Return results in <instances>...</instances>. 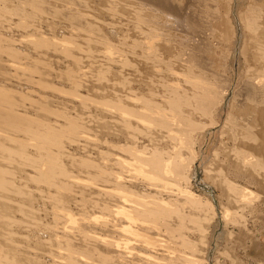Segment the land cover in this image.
Listing matches in <instances>:
<instances>
[{"label":"rangeland","instance_id":"obj_1","mask_svg":"<svg viewBox=\"0 0 264 264\" xmlns=\"http://www.w3.org/2000/svg\"><path fill=\"white\" fill-rule=\"evenodd\" d=\"M34 1L0 0V89L6 88L12 93V97L17 102V114L27 116L41 129L44 128L43 130L47 132L51 141L45 140L41 142L28 139L24 133H17L16 131L14 134L11 129L0 125V131L4 132L3 134L18 135V138L16 137L18 141H4L7 146L12 148L10 152L4 153L0 151V166L11 173L7 174L8 178L11 177L8 184L10 189L4 190L0 188L3 190H0V212L3 216L6 211L7 214L5 215L7 218L13 219L9 220V222L5 220V223L0 219V233H2L0 234V258L2 257L1 259L3 260L6 256H9L11 261L14 260V264H65V262L68 263L70 260H73L74 264H137V262L138 264H146L142 262V260L144 261L143 254L144 256H149L146 254L145 244L143 242L140 243V246L137 245V247L139 246L138 248L134 246L137 243L139 244V242L135 240L136 235H134L135 238L132 237L133 232L127 231L128 235L132 233L129 235L132 241L134 239V244L132 241L129 242L133 251L131 255L132 251L126 250L128 247L123 244L124 242H121L119 246L121 244L124 245V248H126L125 252L124 249L119 250V246L116 245L119 240H124L122 237L128 238L124 232L126 231L125 229L130 228L129 226L132 223L134 227L137 226L135 227L136 230L139 227L143 230L144 228L142 229V227L146 226L141 225L138 227V225L146 224V222L138 220V222L131 221L130 223L129 220L122 216L120 217V215L130 213L132 216H137L140 211H143L145 215L144 213H141V215H143V218H147V223L150 227L152 224L149 222L152 219L153 221L156 219H154L155 216L146 213V210L160 212L164 208L161 203L168 207H173L172 203L177 205L176 202L178 200L182 201V207H184V204L187 207V201L183 197L187 199V197L191 196L201 200L204 205L208 203V200L214 201L217 206L218 217L217 221L213 222V225L211 223L212 226L207 224L211 220L212 214H207L208 210H206L202 212L200 219L193 218L194 224L189 226L187 223L185 225L190 230H186L183 237L188 242L194 241L195 245L201 243L203 235L206 234L205 232L209 234V236L206 234L207 239L211 243L208 256L203 252L204 248L201 244L193 247V249L187 246H177L183 255L189 256L190 260L193 259L194 264H264V186L249 185L241 182V185L250 186L248 189L249 195L243 196L242 203L245 202L244 204L241 203L242 205L238 204V206L229 207L231 209L225 217L223 207L225 201L221 200L226 199L224 189L222 186H215L210 183L207 180L205 171L206 167H208V171H213V162H211L213 160H218L213 166L216 171L225 169L226 163H234L233 156L222 150V146L226 147V149L233 146L232 142L228 136H224V138L221 133L231 106L234 103L233 90L226 97V102L221 111L220 125L216 127L207 126L209 129L206 128L207 136H204L205 139L198 136L189 150L186 152L182 151L183 153L185 152L184 155L180 151L181 154L179 155H183L182 159L187 160V164L183 160L185 167L190 165L195 159L197 160V163L193 165L195 173L192 180L187 177L188 168H186V171L184 170L185 172L180 171L182 176L178 177V179L168 178L166 172H156L157 170L154 172V168L153 170L146 169L148 173L150 171L154 173L152 172L153 175L147 173L149 177L148 175L145 176V168L152 167L146 163L145 165L148 167L144 168V164L142 163V165L139 162L141 159L144 162L150 161L147 159L151 158V153L153 154L154 152L155 155L156 148L164 151V156H162L164 160H167L171 154L173 155L174 150L177 149V147L174 149V146H176L173 145L175 144L174 141L168 139V132L160 130L161 127L157 121V123L152 121L154 119L151 115L158 114L159 108L162 109L164 107L165 103L162 98L165 96V100L167 99L166 90L168 87L172 88L176 84L181 90L185 91L183 88L191 89L188 87L189 84L182 80L184 76L176 77L177 79L173 78L163 67L164 63L162 66L160 64L153 65V62L159 59L154 58L151 63L144 58L146 57L145 55H148L146 54L147 51H145L148 46L153 41L155 44L153 45L156 46L159 38H161L156 33H165L167 36L171 35L172 37L176 36V32H178L176 26H170V22L173 20L172 17L165 16L163 13L160 15L148 11L145 13V11L140 9V3L136 0L135 2L134 0ZM244 2L243 0L242 10L246 8V2ZM238 8L240 7L238 6L235 11V23L236 25L238 24L239 39L237 41L236 57L232 62L237 73L245 69L242 64L244 61L243 49L245 48V51L251 52L253 48L249 40L247 46H245V37L248 38L245 32H243V38L241 37L243 27L240 19L237 18V14L242 10ZM149 18L152 20H149ZM220 19H218V22ZM217 24L216 41L214 42L216 46H213V54L210 57L215 62L220 61L219 57L222 54V50L230 49L229 42L232 36V31L227 23L219 22ZM224 31H228V36L225 39L222 38ZM153 34L154 36L150 40L148 36ZM148 51L151 50L148 49ZM148 66L150 67L148 68ZM182 68L180 72L183 74L184 69ZM217 69H220V66ZM177 70L179 71V66H177ZM163 71H167L168 73L166 74L170 76L163 74ZM167 77H170V80ZM185 78L189 80L188 77ZM238 80L239 78L237 79V86L239 85ZM165 86L167 88H164ZM220 90L221 87L218 88V91ZM142 98L145 99V104H147L145 101H149L148 103L153 105L156 104V106L154 105L155 108L153 107L154 109H149L151 113L153 112L151 115L149 111L145 110L147 112L146 115L149 116L144 114L145 111L138 110L142 106V110L149 107L148 104L144 107L145 104ZM158 101L160 102L159 105H157ZM136 106L140 115L144 116L142 120L134 119L128 115L130 111H124L126 108L135 111ZM1 108L4 111L7 110L6 107L0 105ZM153 110L158 111L156 113ZM240 113L245 118L249 111L244 109ZM256 116L254 124L256 129L253 133L257 142L251 146V151L255 152L259 157L260 155L262 156L260 159L263 165L264 107L256 113ZM124 117L127 120L130 118V121H126ZM145 117L148 120L144 119ZM72 121L77 126L75 127L76 130L65 133L68 124L72 123ZM126 122H128L127 124L131 123V126L128 127ZM155 127L159 128V130ZM158 136L162 139L164 138V140H161ZM19 144L24 145L25 155L18 156L17 153L14 154L16 147L20 146ZM165 147H167V150H164ZM162 151L160 153L157 151V153L161 155ZM135 153L137 154V159ZM215 153H219L217 158ZM196 156H199L198 158L200 159L196 158ZM138 157L141 159H138ZM84 162L88 163L89 167L81 164ZM136 162L139 163V165L137 164L138 167L141 165V168H139L141 171L136 169L138 168L135 165ZM180 162L183 164L181 160ZM50 164L55 165L53 167L56 168L60 167L59 172L61 170L67 171L68 174L66 176L60 173L57 179L60 184L66 186L64 189L57 185L53 186L50 182L39 180L40 175H43L44 172L48 173L47 169L49 167L47 166H50ZM133 166H136V168ZM223 172L225 173V170ZM150 179L151 182L149 183ZM212 179L216 180L217 176L214 174ZM119 180L123 186L119 183ZM151 184H153V187ZM119 185L123 189L120 187L119 190ZM145 185L148 186L146 187ZM129 191L131 195L134 196L135 194L134 197L137 196L138 198L131 201ZM18 193L22 194L18 195ZM119 196H122V198ZM131 198L133 197L131 196ZM170 198L174 199V201ZM136 200L137 203L142 201V204L139 205L140 208L134 203ZM153 200L157 201V203ZM166 201H169L167 202L169 205ZM131 204L137 206L134 208ZM97 205L100 207H97ZM159 205L161 206L158 207ZM130 206L134 208L132 211L136 208H139L140 211L137 210L136 213L129 211ZM206 207L209 208L208 206ZM242 207H245L244 209L246 210L242 211ZM126 209L129 210L126 211ZM204 213L206 217L203 215ZM116 215L119 216L117 217ZM199 216H201V213ZM205 219L207 221L205 223L202 222ZM156 223L153 224L156 227L153 229L155 233L152 232L154 238L158 233V229H161L159 227L160 224ZM120 225H122V228ZM125 225H128V227L126 228ZM206 227H209V229ZM119 229L121 231H118ZM131 230L135 229L132 228ZM164 232L165 230L162 229L158 233L157 238L162 237ZM82 233H87L91 239L81 238ZM148 233L151 234V231H148ZM137 236L140 237L139 235ZM130 237L126 239L129 241L131 240ZM153 237L148 242H153L154 240L155 243L158 241L153 239ZM126 239L125 244L128 243ZM86 240L88 241L87 243ZM159 240L162 241V238H159ZM161 241L160 243L159 241L158 243L156 242V245L152 244L154 247L159 244V248ZM39 242L42 244H38ZM69 243L72 250L67 245ZM127 245L129 246V244ZM132 247L137 249L134 248V251ZM141 247L144 248L140 250ZM156 247L155 249H157ZM89 248L94 252L88 253ZM158 250L160 248L153 252V257H151V254L150 258L152 260L150 261L154 262V257L158 259L163 257L161 250ZM70 252L73 256L69 254ZM139 252L142 254L141 256L138 255ZM157 252L160 253H158L159 256ZM155 253L157 256L154 255ZM1 254L4 255L1 256ZM117 254L120 256L118 255L117 257ZM67 255L72 257L69 259ZM86 255L88 257H85ZM201 255H203V258ZM16 257L21 261L19 259L16 260ZM108 257L109 259L112 257V260H109ZM162 259L160 258L159 260L164 264ZM159 260L157 261L159 262Z\"/></svg>","mask_w":264,"mask_h":264},{"label":"bare ground","instance_id":"obj_2","mask_svg":"<svg viewBox=\"0 0 264 264\" xmlns=\"http://www.w3.org/2000/svg\"><path fill=\"white\" fill-rule=\"evenodd\" d=\"M136 1L140 3L139 4L140 5V9L145 11V13L147 11L151 12V13H158L159 15L161 13H163L165 16L172 17L173 20L170 22V26L171 25L172 26H176L177 31H178V32H176V36L175 37H172L171 35L167 36L165 33H161V34L156 33V35L158 37H161V38H159V42H158V44L156 46H154L155 45L154 41L152 42V44L150 43L152 45V47H151V45H149V46L147 45L148 49H150L151 51H148V49L145 50V51H147L146 54H148V55H145L146 57H144V58L147 59L148 62L150 61L151 63H152V59H154V58L159 59L158 61L153 62L154 63L153 65H159L160 64L162 66L163 63H164L163 67L165 68V70H167L169 72V74L173 78H176V77L179 78L181 75L184 76L182 78V80H185L186 83L189 84V86L188 85L187 86L191 88L190 90H188V88L187 89L183 88V89H185V91H184V90H181L180 88H178L176 86V84H175V86L172 85V86H174L172 88H169V87L167 88V86H165L164 88H167V90L165 89L166 90V98L167 99L165 100V98H164L165 96L163 97L164 99L161 97L162 101L165 103V105H164V107L162 109L159 108V111L158 110H155V111L153 110L154 112H156V111L159 112L156 115H153L152 114L153 112L151 113L149 111V109H151L153 107L155 108L156 104H154L155 105L154 106L153 104L148 103L149 101H145L150 108L146 107L147 104L144 103L145 99L142 98L143 99V103L145 104L144 107H146V108H144V110H142L141 109V108H143V106H142L138 110H140V111H145V110L149 111L150 112L149 114L150 115L152 114L151 116L154 119L152 121H155V122L157 121L158 122L159 126L161 127L160 130H162V132L163 131L164 132H168V135H169L168 139L169 140L171 139L172 141H174L175 144H173V145H176V146H174V149L176 147H177V149L174 150L173 155L169 154L170 155L169 157L167 155V157H168L167 160H164V158L162 157V156H164V153H163L164 151L159 150L160 148H156L155 149L156 150L155 155H154V152H153V154L151 153V156H150L151 158L154 157L153 159L148 157L149 159H147V160H150V161L144 162L143 159L138 157V159L139 158L141 159L139 162H141L140 164L143 163L144 165L147 163L148 166L152 167V168H145L147 165L144 166L142 164L143 167L145 168V170L146 169L147 170L148 169H152L153 170V168H154V172H155V170H157L156 172H158V171H162L164 173L166 172V175L168 176V178H171V179H178V177L182 176L180 171H184V170L186 171V168H188L187 177L192 180L193 177H194V173H195V170L193 169V165H195L197 163V160L195 159L190 165H187V167H185L186 165H184V164H185V162L187 160L182 159V156L184 155V153L187 150H189L191 145L194 144V141L197 140L196 138L198 136L205 139V137L207 136L206 135L207 134V129H209V128H207V126L216 127V126L220 125L221 118H222L221 111L223 110V106H224V104L226 102V97L229 94V92H231V90H233V100H234L233 102L234 103L231 106L230 113L227 116L226 123L224 124L225 126L221 130L222 131L221 133H222L223 137L224 136L225 137L228 136V138H230V140L232 142L233 146H231L229 149L228 148L226 149V147L222 146V150H224L227 153H229L230 156H233L234 163H231V162L230 163H226L225 169H223V170H225V173H224L223 170H217L216 171V169L213 168V166H215V163L218 161V160H213V161H211V162H213L212 163V170L213 171H208V167H206L207 169L205 170L206 171V175H207V180L210 183H212L213 185H215V186H222V188L224 189V196L226 197V199H221V200L225 201V203L223 204V207H224V215L226 217L228 211L231 209L229 207L238 206V204H241L243 202V196L244 195H247V196L249 195L248 189L250 188V186L246 187L244 185H241L240 184L241 182L242 183H247L249 185L254 184L256 186H264V183H263L264 182V162H263V165H262V163H261L262 161L260 159V157L262 158V156L260 155V157H259V155H257L255 152L251 151V146H253L257 142V139L255 138V135L253 133L254 130L256 129L255 126H254L255 121H256L255 118L257 117L256 113H258V111L262 107H264V0H244L246 2V3L244 2L245 6H246V8L244 9L245 11L242 10L243 8H241L244 5L243 4V0H136ZM134 2H135V0H134ZM238 6L242 10L241 12L239 11V13L237 14V18L240 19L241 26L243 27L242 36L241 37L243 38V32H245L246 35L249 38L248 39L247 37H245V39H246V45L245 46H247V42L249 40L251 42V44L253 45V48H252L251 52H249L248 50L245 51V48L243 49L242 55H243V60L244 61H243L242 64L245 66V69L242 70V71H239L237 73L236 69L234 68V65L232 64V62H233V59L236 57V51H237L236 47H237V41L239 39V31H238V27H237L238 24L236 25V23H235L236 22L235 21V17H236L235 16V11H236ZM240 8H238V9H240ZM41 10H43V9H41ZM221 15H222L223 19L222 18L220 19ZM218 19H220L219 22L227 23L228 27H230V29L232 31V36L230 37V42H229L230 49L222 50L221 51L222 54L219 57L220 61L219 62L218 61L215 62V61H212L210 57L213 54V52H212L213 51V46H216L214 44V42L216 41V31H217L216 29H217V26H218L217 23H219ZM149 20H152V19L149 18ZM167 22L169 23V21H167ZM152 28H153V26H152ZM82 31H83V29H82ZM227 32L228 31H224V34L222 35L223 39H225V37L228 36ZM148 34H149V32H148ZM143 35H144V33H143ZM173 35H175V34H173ZM153 36H154V34L152 36H148V38H150V40H151ZM158 37H156V38H158ZM137 45H139V44H137ZM149 47H151V48H149ZM154 47L156 49H152ZM153 51H154L155 54L154 53L152 54ZM226 51H227V53H226ZM177 66H179V71L177 70ZM180 66H182L183 68L182 67L181 68L184 69L183 74H182V72H180V69H181ZM218 66H220V69H217ZM149 67L150 66H148V68ZM167 71H165V72L163 71L164 73L163 72L162 73L166 74V73H168ZM160 73H161V71H160ZM169 74L168 75L166 74V76H170ZM185 77H188L189 80H186L187 78H185ZM167 78H168V80H170V77H167ZM238 78H239V80H238L239 85L237 86V79ZM64 79H65V77H64ZM163 80H164V78H163ZM174 80H173V82L176 83V81H174ZM177 82H179V81H177ZM221 82H223V84H221ZM161 83H162V81H161ZM165 83H167V82H165ZM170 84H169V86H170ZM220 87H221V90L218 91V88H220ZM11 94L12 93L6 88L5 89H0V105L2 107H6L7 110H8V111L7 110L4 111L2 108L0 109V125L11 129L14 134H15L16 131H17V133H22V134L24 133L27 136L28 139H33V140H37V141H41V142H44L45 140H47V141L50 142L51 138L48 136L47 132L45 130H43L44 128L41 129L40 126H38L32 119L28 118L27 116L17 114V111H16L17 102L14 100V97H12ZM167 95H169V96H167ZM149 100H151V99H149ZM141 101H140V103H142ZM131 102H132V100H131ZM136 103H138V102L136 101ZM152 103H154V102H152ZM159 103L160 102L158 101L157 105H159ZM121 106H123V104H121ZM121 106H119V107H121ZM131 108H133V107H131ZM156 109H158V108H156ZM244 109L249 111V113L247 114V116L245 118H244L243 114L240 113V112H243ZM121 110H122V108H121ZM118 111H120V110H118ZM124 111H126V112L130 111V113L128 114V113H126ZM124 111H123L124 113L128 114L129 116H132L134 119H139V120L141 119L142 120V118L144 117L143 115H140L139 111H137V106H136L135 111L133 109L129 110L127 108L124 109ZM141 113H143V112H141ZM144 114L146 115L147 112L145 111ZM146 116H149V115H146ZM126 117H128V116H126ZM129 119L130 118H128V120ZM134 119H132V120H134ZM144 119L148 120V118H146V117ZM128 120L126 119V121H128ZM205 120H207L206 122H208V123H206ZM127 123L128 122H126V124ZM130 124H127L128 127L131 126ZM159 126H156V127H159ZM75 127H77V126L75 125V122L72 121V123L68 124V126L66 128L67 130L65 131V133L68 132V131L76 130ZM145 127H148V126H145ZM3 128H1V129H3ZM155 128H154V130H156V129L159 130V128H156V129ZM126 129H127V127H126ZM210 130H212V129H210ZM4 131H5V129H4ZM62 131H64V130H62ZM162 132H161V134H162ZM3 133L0 131V151L4 152V153L10 152L12 150V148L7 146L4 141H6V140L7 141L8 140L18 141V139H17L18 135H9V134H3ZM113 133H114V130H113ZM123 134H124V132H123ZM161 134H159V135H161ZM159 138H161V137H159ZM28 139H26V140H28ZM158 140H160V139H158ZM161 140H164V138L163 139L161 138ZM22 141H24V140H22ZM22 143H24V142H22ZM158 143H159V141H158ZM20 146H22V147H20ZM20 146L16 147L15 151L13 150L14 154L17 153L18 156L25 155V153H24L25 149L23 147L24 145L22 144ZM169 146L173 147L171 145H169ZM166 148L167 147H165L164 150ZM183 150L185 151L184 153L182 152ZM157 151H159V153L162 151L163 154L161 153V155H160L159 153H157ZM180 151H181V153L183 155H179V154H181ZM172 152H173V150H172ZM170 153H171V151H170ZM190 153H191V151H190ZM7 154H9V153H7ZM215 154H216V158H217L219 156V153L218 154L215 153ZM135 157L137 159V154H136ZM198 157L196 156V158H198ZM179 159L182 162H183V160L185 162H183V164H182ZM198 159H200V158H198ZM188 160H189V157H188ZM137 162H138V160H137ZM137 162H136L135 165H137V164L139 165V163H137ZM205 163H206V161H205ZM81 164H83V166L86 165V166L89 167V164L86 163V162L81 163ZM186 164H187V162H186ZM138 165H137V167H138ZM53 166H55V165L50 164V166H47V167H49V169H47V167H46V169L48 170V173L44 172L43 175H40L39 176V180L45 181V182L46 181L50 182L51 185L52 184H53V186L57 185L60 188L64 189L66 186L60 184V181H58L57 179L60 176L59 175L60 173H62L65 176L68 173L65 170H63V171L61 170L59 172L60 167H57L58 168L57 169L56 167H53ZM140 166L138 168H136V166H133V167H135L136 169H139V168H141ZM139 170L141 171V169H139ZM147 170L144 171L145 172V176H147L148 174L149 175H153V173H154L153 171H152L153 172L152 173L149 170L151 172V174H150V172L148 173ZM9 173L10 172H8L7 170L3 169L0 166V188H2L4 190H6L7 188L10 187V186H8V184L10 182L9 179L11 177H9V178L7 177V174H9ZM138 173H140V172H138ZM141 173H143V172H141ZM160 174H161V172H160ZM214 174L217 176L216 180L212 179V177H214ZM149 175H148V177H149ZM161 175L163 176V174H161ZM152 181H153V179H152ZM120 182L121 181L119 180V183ZM150 182H151V179H150L149 183ZM155 182H153V184H155ZM116 184H117V182H116ZM153 184H151V186ZM158 184H156V185H158ZM156 185H154V186H156ZM61 186H63V187H61ZM122 186L119 185V188H118V186H117V188L119 190H120V187H121V189H123ZM151 186H149V187H151ZM2 189H0V190H2ZM130 191H131V193H133L132 190H130ZM130 191H129V194L131 195ZM169 191H171V190H169ZM124 192L126 193V191H124ZM119 193H121V192H119ZM3 194H4V192H3ZM20 194H22V193H20ZM20 194L18 193V195H20ZM131 196L133 198H131ZM131 196H130L131 201L132 200L134 201L136 198H138L137 196L134 197L135 194H134V196L133 195H131ZM138 196H140V195H138ZM119 197L122 198V196H119ZM249 197H247V198H249ZM140 198H143V197H140ZM183 198L187 201V203H186L187 207L185 206V204H184V207H182V205H183V204L181 205L182 201L178 200V202H176L177 205L172 203V205H174L173 207L172 206L168 207L164 203H161V205H163L164 208L160 212H158L156 210H153V211H150V210L147 211L146 210V213H149L151 216H155V218H154V219H156L155 221L158 222V225L160 224L159 227L161 229H158V233L162 229L165 230L164 234H162V237H158L157 238L158 233H157L155 238L153 237L154 235L152 234V232H154L153 229L156 228V227H154L155 225H153V224H157V223L155 221H153V219H152L151 222H149V223L152 224V226L149 227V225L147 223L148 222L147 218H143V215H141V213H144V212L139 210V208H140L139 205L142 204V201H139L140 203L139 202L137 203V200H140V199H137L136 202H134V203H136L139 206L138 209L136 208L134 211H132V209H134L137 206V205L135 206L134 204L133 205L131 204L134 208H132V206H130V208H129L130 210L128 209L129 211H132V212H135V213H136L137 210H139L140 211V212L138 211L139 215H137V216L133 215L132 216L130 213H128V214L124 213V214H121V215L119 214L120 217L122 216L123 218H126L127 220L130 221V223H131V221L132 222H134V221L138 222V220L139 221L143 220V222H146V224L144 223V224L138 225V227L141 226V225H143V226L145 225L146 227H142V229L144 228L143 230H141V228L139 227L140 230L137 229V230H139V231H137L136 228H135L137 226L134 227L133 223H132V225L129 226L130 227L129 229L127 228L128 225L127 226L125 225L127 229L124 228L126 230L124 233H126L125 235L128 236V238L130 237L129 235L132 234V233H130L128 235V232H133L134 233V234H132L133 238H135L134 235H136L135 240H137V242H139V244L136 242L137 244L134 245V246H136V247H137V245L140 246V243H142V242H143V244H145L144 245V247H146L145 251H146V254L149 255L148 256L149 258L147 256H144V254H143L144 261L141 259L142 262H145L146 264H163V262L161 263V261L159 260L160 258H163L162 261H164V264H194L195 262L192 261L193 259L190 260L189 256L183 255V253L177 248V246L178 247L179 246H183V247L187 246L188 248L193 249V247L200 246V244H201V246L204 248L203 252H205V255L208 256V252H209L211 243H210L209 239H207L208 238L207 235L209 236V234H207V232H205L207 235L206 234L203 235L200 244L198 243V242H200L198 240L197 244H199V245H195L193 243L194 241L193 242L186 241V238L183 237V234H185L186 230L189 229V227H186L185 225L187 223L189 224V226H190V224H194L195 222H194L193 218L200 219L202 217V212H205L206 210H208L207 214H212V216H211L212 218H211L210 221H208L207 224L211 225V223H212V225H213V222L215 223L217 221V217H218L217 206L215 205L214 201L211 202V201L208 200V203L205 204L206 206L209 207V208H207L204 205V203L201 200L197 199V198H194V197L192 198L191 196L187 197V199L185 197H183ZM210 199H211V197H210ZM244 199H245V197H244ZM171 200L174 201V199H171ZM171 200H170V202H172ZM246 200H248V199H246ZM59 201H61V200H59ZM153 201L157 203V201H155V200H153ZM186 201H184V202H186ZM158 202H160V201H158ZM167 202H169V201H166V203ZM244 203H242V204H244ZM161 205H159L158 207H160ZM95 207H96V205H95ZM97 207H100V206L97 205ZM245 207H242L243 209H241V210L245 211L246 210V209H244ZM21 209H23V208H21ZM143 209L145 210V208H143ZM128 210L126 209V211H128ZM7 212H8V210H7ZM122 212H124V210H122ZM200 213H201V216H199ZM0 214L2 216L1 212H0ZM5 214H7L6 211H5ZM5 214L2 217L0 216L1 221L3 220L4 223H5V220H8L7 222H9V220L10 221L13 220V219H11L9 217L7 218V216ZM119 215H116V216L118 217ZM144 215H145V213H144ZM203 215L206 217L205 213ZM147 216H148V214H147ZM68 217H69V215H68ZM206 221H207V219L202 220V222H204V223ZM74 222H71V223H74ZM6 225H7V223H6ZM135 225H137V224H135ZM203 225L205 226V224H203ZM1 226H2V224H1ZM120 226L122 228V225H120ZM211 226H209V227L211 228ZM131 227L133 229H135L136 231L135 230H131L132 229ZM209 227L208 228L206 227V228L209 229ZM0 231H1V229H0ZM118 231H121V229H119ZM148 231H151V234L148 233ZM0 234H2V233H0ZM148 234H150V235H148ZM72 235H75V234H72ZM78 235H81V234H78ZM122 235H124V234H122ZM137 235H139L140 237H138ZM7 237H9V236H7ZM152 237H153V239L158 240L159 243L161 241V240H159V238L160 239L162 238V241H163V243L161 241V244H160V247H159L160 250H161V254H163V257H160L159 259L157 257L156 258L154 257V262L150 261V260H152V258H150V256L152 254L151 257H153V252H156L157 249H159L158 248L159 244H157L158 245L157 247L155 246L157 248V249H155L154 245H156V242L158 243V241H156L155 243H154V240H153V242L152 241L151 242L149 241L150 243L148 242V240H152ZM81 238L87 239V240H89V238L91 239V237H89V235L87 233H82ZM126 238L122 237V239H124V240H122V241L119 240L120 242L119 241L116 242V243H118L116 245L119 246L121 242L122 243L124 242L123 244L126 247L130 248L131 247L130 246L131 243H129V242L132 241V238L130 237L131 240H129V241L127 240L128 238L127 239ZM125 239L127 240L126 242H128L126 244H125ZM87 240H86V243L88 242ZM96 241H97V239H96ZM133 241H134V239H133ZM133 241H132V243H133ZM86 243H83V244H86ZM38 244L41 245L42 243L39 242ZM127 244H129V246ZM67 245L70 247V243L67 244ZM89 245H91V244L89 243ZM124 245L121 244V246H119V250H123L124 249V252H125L126 248H124L125 247ZM110 246H111V244H110ZM112 246H114V245H112ZM150 246H152L153 249ZM4 247H5V245H4ZM120 247H122V248H120ZM136 247H134V248H136ZM128 248L126 250H129V252H131L132 251L131 248L130 249H128ZM134 248L132 247V249H134ZM143 248L141 247V249L140 248L139 249L142 250ZM70 249H71V247H70ZM89 249H88V253L91 254L92 252H94L92 249H90V250ZM154 249H155V251H154ZM100 250H101V248H100ZM160 250H158V251H160ZM200 250H201V248H200ZM134 251H135V249H134ZM140 252L138 253V255L141 256L142 254H140ZM9 253H11V252H9ZM132 253H133V251L130 253V255ZM158 253L159 252H157V255H158ZM69 254H72V253L70 252ZM83 254H84V252H83ZM3 255L1 254V256H3ZM15 255H16V253H15ZM118 255L119 254H117V257H118ZM138 255H137V257H139ZM154 255L157 256L156 253ZM72 256H73V254H72ZM72 256H68L69 259ZM201 256L203 258V255H201ZM85 257H88V256L86 255ZM121 257H123V255H121ZM143 257H140V258H143ZM145 257H146V259H145ZM1 258H0V263L1 264H14V260L11 261L10 260L11 257H9V256H6V258L3 259V260ZM20 258H22V257H20ZM18 259L16 257V260H18ZM108 259H109V257H108ZM126 259H128V258L126 257ZM155 259L159 260V262L157 260H156L157 261L156 262ZM67 260H68V258H67ZM75 260H76V258H75ZM109 260H112V257ZM121 260H123V259H121ZM69 262L68 263L65 262V264H74L73 260H70ZM137 264H138V262H137Z\"/></svg>","mask_w":264,"mask_h":264}]
</instances>
